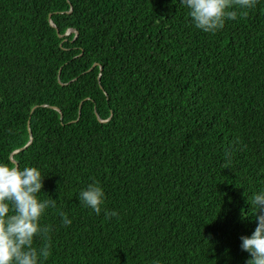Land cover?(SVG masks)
I'll return each mask as SVG.
<instances>
[{"label": "trees", "instance_id": "1", "mask_svg": "<svg viewBox=\"0 0 264 264\" xmlns=\"http://www.w3.org/2000/svg\"><path fill=\"white\" fill-rule=\"evenodd\" d=\"M10 155L57 200L43 264H245L264 189V0L215 33L179 0H0ZM93 181L99 215L78 196Z\"/></svg>", "mask_w": 264, "mask_h": 264}, {"label": "clouds", "instance_id": "2", "mask_svg": "<svg viewBox=\"0 0 264 264\" xmlns=\"http://www.w3.org/2000/svg\"><path fill=\"white\" fill-rule=\"evenodd\" d=\"M258 0H179L188 10L191 23L204 32L215 33L226 20H235L240 12L256 7ZM15 163L0 161V264H43L50 256L47 241L51 239L50 227L40 220L47 209L57 207L50 196L41 199L45 174L36 166L20 167ZM80 203L99 215L105 203V191L98 181H93L78 194ZM257 225L250 235L240 237V248L249 256L245 264H264V189L252 194ZM106 217L118 216L116 209H103ZM62 223L70 225L67 212L60 211ZM40 236L45 246L35 247L34 239ZM159 264V261L156 262Z\"/></svg>", "mask_w": 264, "mask_h": 264}, {"label": "water", "instance_id": "3", "mask_svg": "<svg viewBox=\"0 0 264 264\" xmlns=\"http://www.w3.org/2000/svg\"><path fill=\"white\" fill-rule=\"evenodd\" d=\"M69 32H67V34H68Z\"/></svg>", "mask_w": 264, "mask_h": 264}, {"label": "rangeland", "instance_id": "4", "mask_svg": "<svg viewBox=\"0 0 264 264\" xmlns=\"http://www.w3.org/2000/svg\"><path fill=\"white\" fill-rule=\"evenodd\" d=\"M69 32V31H68Z\"/></svg>", "mask_w": 264, "mask_h": 264}]
</instances>
